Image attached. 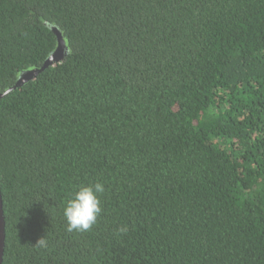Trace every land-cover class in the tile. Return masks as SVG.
<instances>
[{"label": "trees", "instance_id": "16d2710c", "mask_svg": "<svg viewBox=\"0 0 264 264\" xmlns=\"http://www.w3.org/2000/svg\"><path fill=\"white\" fill-rule=\"evenodd\" d=\"M54 26L0 99L2 264H264V0H0V92Z\"/></svg>", "mask_w": 264, "mask_h": 264}, {"label": "clouds", "instance_id": "9594fccd", "mask_svg": "<svg viewBox=\"0 0 264 264\" xmlns=\"http://www.w3.org/2000/svg\"><path fill=\"white\" fill-rule=\"evenodd\" d=\"M105 192L103 182L80 184L63 207V216L66 220V231L71 232H87L90 231L98 222L102 209L101 197ZM119 233L126 234L128 226L124 225L119 228ZM37 247L46 248V238H40Z\"/></svg>", "mask_w": 264, "mask_h": 264}, {"label": "water", "instance_id": "95a60500", "mask_svg": "<svg viewBox=\"0 0 264 264\" xmlns=\"http://www.w3.org/2000/svg\"><path fill=\"white\" fill-rule=\"evenodd\" d=\"M57 36V47L56 49L49 55V57L43 62L41 66H36L34 68H30L24 70L19 75L15 84L11 85L7 89L0 92V99L8 95L13 90L22 87L25 83L30 80L35 79L41 72H43L46 68L51 66H55L56 64L62 62L67 55V44L62 32L54 26L52 28ZM5 239H6V221L4 214V203L3 196L0 189V264L3 263L4 251H5Z\"/></svg>", "mask_w": 264, "mask_h": 264}]
</instances>
